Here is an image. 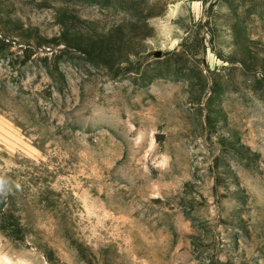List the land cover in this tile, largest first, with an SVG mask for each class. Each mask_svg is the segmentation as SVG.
Here are the masks:
<instances>
[{
    "label": "rangeland",
    "instance_id": "1",
    "mask_svg": "<svg viewBox=\"0 0 264 264\" xmlns=\"http://www.w3.org/2000/svg\"><path fill=\"white\" fill-rule=\"evenodd\" d=\"M0 264H264V0H0Z\"/></svg>",
    "mask_w": 264,
    "mask_h": 264
}]
</instances>
